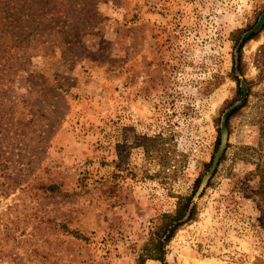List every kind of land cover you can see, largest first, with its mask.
Listing matches in <instances>:
<instances>
[{"label":"rangeland","instance_id":"obj_1","mask_svg":"<svg viewBox=\"0 0 264 264\" xmlns=\"http://www.w3.org/2000/svg\"><path fill=\"white\" fill-rule=\"evenodd\" d=\"M0 6L20 35L0 42L16 122L0 132V264H136L154 221L210 173L233 107L197 217L147 264H264V0Z\"/></svg>","mask_w":264,"mask_h":264},{"label":"trees","instance_id":"obj_2","mask_svg":"<svg viewBox=\"0 0 264 264\" xmlns=\"http://www.w3.org/2000/svg\"><path fill=\"white\" fill-rule=\"evenodd\" d=\"M4 7L5 6H0V24H3L4 19L5 18L9 19V16L13 14L12 12H10V10H8L7 12L4 11ZM13 8L16 10L15 12L19 15L20 13L23 12V10L20 9V4H16ZM5 13H7V15H4ZM18 20L19 19H13V21L15 22H17ZM260 21H264V13L261 15ZM20 26H22V23L16 24L15 29H18ZM7 33H9L10 38H12L13 36H16L17 40L20 39V35L18 33H15V31L13 30L9 31V30H6L4 26L3 27L0 26V34H1L0 42L1 43L4 42V41H1L2 37H4ZM254 35L255 34L251 32L247 37L243 38L242 42L237 47V51L241 52L243 44L248 39H251L252 37H254ZM10 48L11 46L3 49V51H5V54H7V59L11 57V54L8 53L10 51ZM240 57H241V54H240ZM238 69L241 71V66ZM237 79L238 81L240 80L239 77H237ZM238 84H239L238 94L241 97V99L246 100L247 97L249 96L251 84H249L248 81L244 83H241L239 81ZM56 86L62 87V84L57 82ZM2 90L4 91V93L7 92V90L4 89L0 85V95H2ZM2 105H3V102L0 99V132H4V131L10 132L8 125L9 123H16L15 116H10L2 112ZM235 109L236 108L233 107L230 109L228 113H226V116H225L226 124L222 128L219 152H218V155L216 156V160L213 161L210 173L206 176L203 182L201 181L202 180L201 177H199L196 180V185L192 193L178 194L175 209L172 211H166V212L161 213L160 216L154 221V224L152 225L150 229L148 239L145 240L140 247V250H139V253L136 259V264H147L148 259H158V260L163 261L165 259L167 244L174 238L179 228L183 226L185 223L191 220H194L197 217L198 206L194 200L195 196L196 194L201 195L203 193L202 190L208 185L211 177L213 176V174L215 173L217 169L216 165L221 161L220 159L226 148V144H227L226 139L229 133L227 122L229 121V118L231 117V114L233 113ZM2 147H6V146H3L0 143V149ZM0 157L4 158V157H10V156H5L4 154H2V150H0ZM14 161L22 162V160H14ZM43 186L46 189L51 190L52 192L59 191L61 189L58 183H44ZM196 186H199V188H197Z\"/></svg>","mask_w":264,"mask_h":264}]
</instances>
